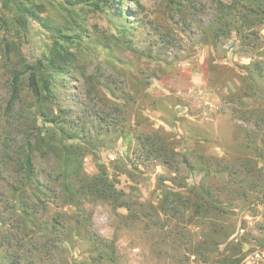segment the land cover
I'll use <instances>...</instances> for the list:
<instances>
[{"label": "rangeland", "instance_id": "obj_1", "mask_svg": "<svg viewBox=\"0 0 264 264\" xmlns=\"http://www.w3.org/2000/svg\"><path fill=\"white\" fill-rule=\"evenodd\" d=\"M177 1L180 11L169 0L73 6L30 0L45 4L39 18L47 16L50 24L29 18L25 33L0 27V264H100L92 235L114 245L115 264H220L218 253L228 251L238 254L239 264H264V173L248 175L261 186L246 200L235 177L245 165L264 172V76L257 73L264 74V16L256 19L259 26L239 36L230 32L214 47L201 43L202 26L216 18L218 3L240 7L252 0ZM62 8L80 15L83 36L77 43L61 41L76 58L67 75L49 78L44 66L53 38L46 28L69 26ZM32 76L39 85L48 81L51 96L42 92L36 99ZM139 135L169 143L178 171L144 161ZM36 138H44L43 148L34 146ZM200 158L204 167L221 160V171L206 176ZM97 177L118 203L139 214L155 208L161 220L166 188L180 192L183 181L219 194L226 188L225 195H213L234 208L215 213L214 227L227 228L228 241L212 245L215 252L203 263L187 243L200 244L207 221H193L184 236L176 226L167 242L159 240L144 222L127 219L126 208L83 189ZM177 198L167 196L168 208L188 216ZM77 219L87 220L86 234ZM164 223L167 231L175 225L173 219ZM210 238L219 242L217 233Z\"/></svg>", "mask_w": 264, "mask_h": 264}, {"label": "trees", "instance_id": "obj_2", "mask_svg": "<svg viewBox=\"0 0 264 264\" xmlns=\"http://www.w3.org/2000/svg\"><path fill=\"white\" fill-rule=\"evenodd\" d=\"M64 1L69 6H73L78 3L77 1H83L84 3H86L88 0ZM49 3H54V0H49ZM169 4L176 11H180V2H178L177 0H169ZM63 11H65L69 26L65 29H57V27L53 26L52 28H46L51 31V37L53 38V45L51 48L52 50L44 66V69L47 72L49 78H57L61 75H67L69 73L67 71H71V65L73 64L74 58H76L74 54L63 47L61 41L72 42V40H74L73 42L77 43L78 41H80V39H82L83 36L84 22L79 18L80 15L78 13L71 12L72 9L69 8H64ZM46 12L47 9L45 4H37L36 6V4H31L30 0H0V14L3 13V16L0 15V27L7 25L8 30L10 31L15 30L18 32L20 30L22 33H25L27 30V20L29 18L37 20L41 19L40 21L50 24L48 22L49 18H46L47 16L45 18H39L40 15H45ZM263 16L264 6L260 3L259 0H252L250 2V5L244 4L240 7L237 6L236 2L232 4L219 2L216 18L211 21L209 25H206L205 27L202 26V30L204 31V33L203 38L201 39V43L203 45L211 44L216 47L217 43L220 41V38L225 37L230 32H235L239 36V34L243 33V31H245L247 27L259 26L260 24H262V22H256L258 21L256 19H262ZM72 31L75 32L70 33ZM126 33H129V31H127ZM257 73L260 76H264V74L259 69L257 70ZM241 82L243 83V85H245L243 77H241ZM40 86H42L43 88L41 89ZM29 87L30 91L36 97V99L41 96L42 92L46 93V95L48 96H51L47 80L43 81L42 85H39L38 80L32 76L30 78ZM14 92H16V90ZM42 115L45 122L52 124L56 122L55 119H49L47 114ZM151 139L152 136L148 135H139L137 137L138 146L140 148V157L144 161L148 162L160 160L164 165L168 166L169 169L177 172V168L173 166L175 154H173V152H170L168 149L171 147V145L163 140H160L158 137L157 139L153 138L154 140ZM34 141V146L36 147L43 148V146L45 145L44 138H36ZM28 144L31 145V141H29ZM221 162V160L212 159L204 167L203 160H201V158L199 159V163H201L200 167L204 169L206 176L211 175L213 171H221ZM187 163V160H185V164ZM223 167H225L223 168L224 170L227 169L228 173H230L231 175L233 174L232 172H234V170L232 167ZM241 170L245 172L241 171L240 173L235 174V177L237 179V182L241 185V189H243L241 196L246 200L249 193H256L257 187L261 186L250 180L251 178H249L248 175L253 178V173H255L257 175V178L260 179L264 172L257 171V168H250L247 165L243 166V169L241 168ZM63 171L64 173L67 172V166H63ZM179 175L178 177H181ZM97 179L100 180H98V182L96 183L85 185L83 189L97 198L100 197L103 200H109L110 202L114 203L116 207L126 208L128 211V216L126 217L127 219L131 218L133 219V221L144 222L145 228L159 234V236H157L159 240L160 238L164 241L170 239L173 235V232L175 231L176 226L178 230H182V232L178 231V234L184 236L185 234L191 233L187 226L193 224V221L196 220L199 224L202 223L203 220L207 221V224L205 223L204 228L202 227L200 231V244L191 246L190 243H187V245H190L187 250L190 251L192 255H196L198 256V258L200 257V259H202L201 262L203 263L207 262V260L203 258L205 257V255H210L215 252V250H212V245H222L226 244L228 241L227 228L222 227L220 231H218V229L214 227V219L216 217L215 213H218V216L221 213L225 214L234 208V206L230 203L225 204L219 198L216 199L213 195L214 193H217L218 195H225L227 193L226 188H220L222 192L219 194V192H214L213 189L209 188L210 186L206 187L204 184H200V186L194 185L193 187H191L188 184H185V181H183V188L182 190H180V192L174 193L173 191H170L168 190V188H166V190L162 192L164 193V195L162 194V201L158 205L165 216V218L161 220L159 219V212L155 208H152L153 211L151 214H139L137 211H132L126 203H118L119 198L117 194L111 192V188H109V186L105 183L106 181L104 180V178L97 177L96 180ZM183 180L185 179L183 178ZM230 183L231 178L227 180L226 185ZM182 193H185L188 197L182 198ZM168 195L178 197V203H181L189 208V211L191 213H189L188 216H185L184 214L178 212L177 206L168 208ZM167 209H171L170 212L167 213ZM165 219H173V221L175 222V225L171 227L170 231L164 229V227L167 226L165 225V223L168 221L166 220V222L164 223ZM185 220L187 221V224H184L183 221ZM86 222V219H77L75 221V226H78L80 232H83L84 234H86ZM214 233H217L219 242H217L216 240L211 241L212 239L210 238V236ZM87 236L89 237L90 233L87 232ZM89 240L91 242L92 248L95 249L94 252L96 253V259L98 262H100V264L116 263V251L114 245L108 244L107 242L102 243L99 237L96 235H92ZM179 244H181V242L178 243V245ZM181 249L182 248H180L179 250ZM237 255L238 254H235L231 251H228L226 253H218L217 263L239 264L241 259Z\"/></svg>", "mask_w": 264, "mask_h": 264}]
</instances>
